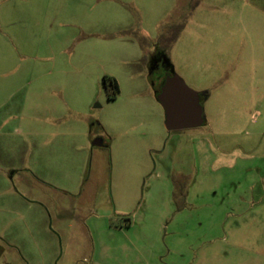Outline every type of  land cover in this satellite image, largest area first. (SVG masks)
Returning <instances> with one entry per match:
<instances>
[{
  "label": "rangeland",
  "instance_id": "rangeland-1",
  "mask_svg": "<svg viewBox=\"0 0 264 264\" xmlns=\"http://www.w3.org/2000/svg\"><path fill=\"white\" fill-rule=\"evenodd\" d=\"M0 264H264V0H0Z\"/></svg>",
  "mask_w": 264,
  "mask_h": 264
},
{
  "label": "water",
  "instance_id": "water-1",
  "mask_svg": "<svg viewBox=\"0 0 264 264\" xmlns=\"http://www.w3.org/2000/svg\"><path fill=\"white\" fill-rule=\"evenodd\" d=\"M202 94L189 88L177 75H168L157 94V100L164 110L165 128L168 132L193 129L205 124ZM93 146H104L101 138Z\"/></svg>",
  "mask_w": 264,
  "mask_h": 264
},
{
  "label": "trees",
  "instance_id": "trees-1",
  "mask_svg": "<svg viewBox=\"0 0 264 264\" xmlns=\"http://www.w3.org/2000/svg\"><path fill=\"white\" fill-rule=\"evenodd\" d=\"M104 83L109 90V98L111 100L116 99L120 95V87L117 80L113 76L106 75L104 76ZM158 93L159 91L155 93L156 98ZM129 217L130 216H128V219H130Z\"/></svg>",
  "mask_w": 264,
  "mask_h": 264
},
{
  "label": "flooded vegetation",
  "instance_id": "flooded-vegetation-1",
  "mask_svg": "<svg viewBox=\"0 0 264 264\" xmlns=\"http://www.w3.org/2000/svg\"><path fill=\"white\" fill-rule=\"evenodd\" d=\"M154 63H156V65H154V68H152L153 72H155V70H156L155 68H157L158 73H160L159 71H160L161 65H158V61H155ZM166 77H164L163 80L161 81V84H160L159 89H158L159 92H160V89H161ZM153 78H154V75H153ZM205 99H206V96H203L202 101H205Z\"/></svg>",
  "mask_w": 264,
  "mask_h": 264
},
{
  "label": "crops",
  "instance_id": "crops-1",
  "mask_svg": "<svg viewBox=\"0 0 264 264\" xmlns=\"http://www.w3.org/2000/svg\"><path fill=\"white\" fill-rule=\"evenodd\" d=\"M99 138V137H98ZM95 140V139H94ZM92 142H93V140L91 141V145H92ZM104 142V141H103Z\"/></svg>",
  "mask_w": 264,
  "mask_h": 264
}]
</instances>
